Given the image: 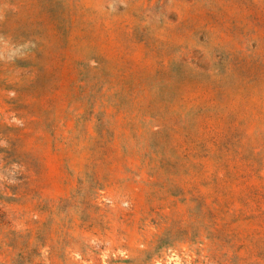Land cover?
Segmentation results:
<instances>
[{
	"label": "rangeland",
	"instance_id": "1",
	"mask_svg": "<svg viewBox=\"0 0 264 264\" xmlns=\"http://www.w3.org/2000/svg\"><path fill=\"white\" fill-rule=\"evenodd\" d=\"M0 264H264V0H0Z\"/></svg>",
	"mask_w": 264,
	"mask_h": 264
}]
</instances>
